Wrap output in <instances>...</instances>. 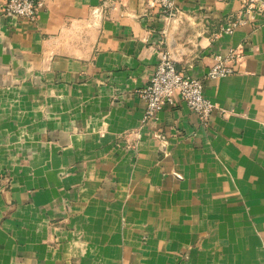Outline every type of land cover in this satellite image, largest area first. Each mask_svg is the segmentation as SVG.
Wrapping results in <instances>:
<instances>
[{"label":"crops","instance_id":"1","mask_svg":"<svg viewBox=\"0 0 264 264\" xmlns=\"http://www.w3.org/2000/svg\"><path fill=\"white\" fill-rule=\"evenodd\" d=\"M0 0V264H264V17L242 0ZM232 75L207 79L238 48ZM167 51L216 106L137 95Z\"/></svg>","mask_w":264,"mask_h":264},{"label":"built area","instance_id":"2","mask_svg":"<svg viewBox=\"0 0 264 264\" xmlns=\"http://www.w3.org/2000/svg\"><path fill=\"white\" fill-rule=\"evenodd\" d=\"M147 9H159L166 21L182 18V12L175 7L174 0H145ZM38 0H5L2 4V14L9 19L35 22L42 7ZM241 13L243 18L227 24L221 29L225 34H231L239 25L253 21L255 17H264V0H242ZM243 54L238 48L229 49L226 55L214 54L213 64L205 74L207 79H218L232 75L242 61ZM138 97L144 101L145 110L142 122H155L158 114L167 106L173 105L174 99L186 104L199 121L206 122L216 106L203 96L201 79L191 78L178 73L174 61L167 51L159 53L158 61L147 84L137 90Z\"/></svg>","mask_w":264,"mask_h":264}]
</instances>
